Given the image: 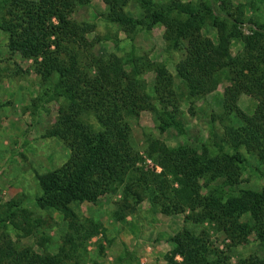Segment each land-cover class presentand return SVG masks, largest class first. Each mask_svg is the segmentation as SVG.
Wrapping results in <instances>:
<instances>
[{"label":"rangeland","instance_id":"rangeland-1","mask_svg":"<svg viewBox=\"0 0 264 264\" xmlns=\"http://www.w3.org/2000/svg\"><path fill=\"white\" fill-rule=\"evenodd\" d=\"M75 2L69 18L81 28L85 45L78 48L80 62L91 75L95 70L88 66L89 54L120 59L125 71H129V61L125 60L132 55L161 63L165 69L161 77L150 64L143 68L139 75L144 83L143 107L136 116L126 117L130 145L138 152L135 165L147 179L136 171L129 183L123 181L94 202L69 203L71 215L35 203L40 195L36 175L62 165L70 154L62 139L45 135L57 124V108L64 105V100L53 92L54 77L51 74L46 77L36 69L41 57L34 59L10 51L7 34L0 30V248L5 249L9 243L16 252L28 250L38 255L60 256L63 264H166L168 257L175 264H183L182 256L172 254L174 244L168 238L188 229L206 240L211 257L222 264H257V260L264 259V238L251 233L240 242L207 220L208 207L198 203L173 206L175 196L183 188L177 180L194 171L187 163L173 161L176 158L173 152L171 158L167 156L161 172L157 163L162 160L159 150L152 159L145 150V138L153 137L175 152H185L188 158H193V163H189L200 170L208 156L219 155L221 151L234 152L227 140L230 131L243 135L245 122L239 112L252 115L264 96L250 84V63L247 67L243 65L234 102L227 99L233 89L226 88L232 87L230 79L241 62L250 61L264 68V57L261 61L263 55L259 54L264 37L254 33L258 31L256 26L264 22V2L211 0L213 7L238 15L244 22L233 26L226 22L224 28L226 33L235 34L228 38V51L236 61L234 67H220L213 76L214 85L207 80L197 89H194L197 81H186L178 73L179 62L186 52L168 47L165 35L169 29L165 25L172 23L175 36V29L180 32L174 26L176 19L188 20L187 27H183L186 36L180 44L196 33L215 44L219 31L212 20L217 21L219 16L205 14L202 23L197 24L174 8L176 3L200 7V3L208 0ZM157 7L170 11L164 21L146 28L149 10ZM109 10L122 11L137 23L131 28L121 27L109 20ZM199 52L197 66L216 59L208 50ZM170 117L173 123H169ZM237 150L243 161L238 164L236 183L221 187L222 201L228 195H237L240 189L258 190L264 182V157L258 159L243 145ZM203 181L197 178L195 191L200 197L215 195L212 189L218 187V182L210 180L203 185ZM158 182L165 191L151 200L147 186L158 190Z\"/></svg>","mask_w":264,"mask_h":264},{"label":"trees","instance_id":"trees-1","mask_svg":"<svg viewBox=\"0 0 264 264\" xmlns=\"http://www.w3.org/2000/svg\"><path fill=\"white\" fill-rule=\"evenodd\" d=\"M103 1L110 3L111 0ZM75 3V0H0V30L7 34V48L24 57L36 59L40 56L36 69L46 77L50 74L54 77L53 92L64 100V105L57 108V124L46 131L45 135L62 139L69 147L70 154L62 165L36 175L40 195L35 198L38 206L52 208L64 215H71L69 203L94 202L99 195L113 191L123 181L129 183L136 171L139 176L147 179L135 165L139 160L138 152L130 145V128L126 117L136 116L143 107L141 91L144 90V83L139 77L143 68L150 64L157 76L163 77L165 74L161 63L152 62L145 57L132 55L127 58L125 61H129V71H125L120 59L89 54L88 66L95 70L91 75L88 67L85 68L80 62L78 48L85 45L81 28L69 18V12ZM213 4L211 0L200 3V7L176 3L174 8L177 12L192 17L197 24L202 23L205 14L219 16L217 21L212 20L219 31L215 44L200 38L198 33L192 34L185 44H180L186 36L183 32L187 30L183 27H187L188 20L183 22L176 19L174 26L180 32L175 29V36L172 35V23L165 25L169 29V33L165 35L168 47L186 52L177 71L186 81H197L196 86H192L194 89L207 83V80L214 85L213 76L220 71V67L232 68L236 62L228 51V38L235 34L226 33L224 28L226 22L233 26L244 21L238 15L218 10ZM169 11L166 7L149 10L146 28L155 22L164 21ZM108 17L121 27L131 28L137 23L122 11L109 10ZM256 28L258 31L254 33L264 37V22ZM201 50H208L216 59H209L204 63L206 65L197 66ZM259 54L263 55L262 58L258 55L262 61L264 46ZM248 63L251 66L248 68L250 84L264 96V68L261 69L260 64H252L250 61L241 62V66L235 71L236 75L230 79L233 81L232 87L226 88L233 89L227 96L231 102H234L235 90L242 81L240 77L243 65L247 67ZM154 89L156 91V87ZM239 115L245 122L243 135L230 131L227 140L234 152L228 154L221 151L219 155L208 156L202 161L204 165L201 170L191 165L193 158H188L185 152H175L153 137L145 138V150L151 159L153 153L159 150L162 160L159 159L157 163L161 172L164 171L167 156L171 158L173 152L176 157L173 161L187 163L193 169V173L177 180L183 188L175 196L173 206L179 208L184 203L191 206L198 203L208 207L207 220L216 223L217 227L241 242L251 233L256 238H264V182L258 190L240 189L237 195H228L224 201L221 187L228 188L236 183L238 164L243 161L237 150L239 146L247 147L258 159L264 157V98L258 102L252 115L246 116L240 112ZM169 123H173L171 117ZM184 158L188 161H184ZM199 177L204 180L203 185H207L210 180L218 182V187L212 189L215 195L210 193L200 197L195 191ZM159 185L160 182L158 190L147 186L151 200L165 191L161 188L163 185ZM10 214L14 212L10 211ZM243 216L245 219H242ZM168 240L174 244L172 254L182 256L183 264L223 263L218 258L211 257V249L206 240L195 236L188 229H182ZM6 246L5 249L0 248V264L64 263L60 256L38 255L28 250L16 252L9 243ZM166 260V264H175L171 257ZM257 264H264V259L257 260Z\"/></svg>","mask_w":264,"mask_h":264}]
</instances>
